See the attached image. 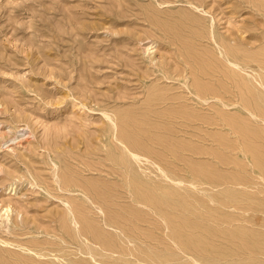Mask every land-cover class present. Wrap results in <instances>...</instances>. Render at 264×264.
<instances>
[{
    "label": "rangeland",
    "instance_id": "rangeland-1",
    "mask_svg": "<svg viewBox=\"0 0 264 264\" xmlns=\"http://www.w3.org/2000/svg\"><path fill=\"white\" fill-rule=\"evenodd\" d=\"M0 264H264V0H0Z\"/></svg>",
    "mask_w": 264,
    "mask_h": 264
},
{
    "label": "bare ground",
    "instance_id": "bare-ground-1",
    "mask_svg": "<svg viewBox=\"0 0 264 264\" xmlns=\"http://www.w3.org/2000/svg\"><path fill=\"white\" fill-rule=\"evenodd\" d=\"M202 88V87H201ZM125 142V141H124ZM138 204V203H137ZM7 211H8V208L5 210V213H6V216H7ZM108 217V216H107ZM7 218V217H6ZM7 220H8V218H7ZM96 236V235H95ZM97 236H99V235H97ZM78 237V236H77ZM99 237H97V239H98Z\"/></svg>",
    "mask_w": 264,
    "mask_h": 264
}]
</instances>
